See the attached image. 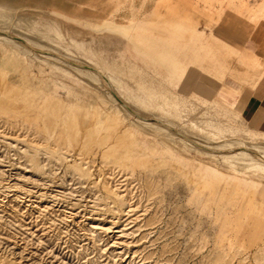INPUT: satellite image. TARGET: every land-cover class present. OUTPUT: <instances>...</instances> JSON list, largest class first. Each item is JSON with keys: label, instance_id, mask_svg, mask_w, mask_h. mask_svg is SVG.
Listing matches in <instances>:
<instances>
[{"label": "rangeland", "instance_id": "374dc122", "mask_svg": "<svg viewBox=\"0 0 264 264\" xmlns=\"http://www.w3.org/2000/svg\"><path fill=\"white\" fill-rule=\"evenodd\" d=\"M17 2L0 0V25ZM48 2L46 14L21 6L10 31L41 26L56 36L54 50L70 48L86 63L102 54L129 75L134 60L168 81L173 98L227 99L237 94H222L227 76L247 87L264 74V0ZM62 2L68 14L58 12ZM74 7L92 14V24L77 22L88 27L80 34ZM249 40L258 56L242 49ZM60 69L40 91L47 66L0 65V264H264V184L250 177L254 168L196 167L187 149L190 158L175 156L126 123H96L73 91L77 78ZM148 87L160 100L161 85Z\"/></svg>", "mask_w": 264, "mask_h": 264}, {"label": "bare ground", "instance_id": "6f19581e", "mask_svg": "<svg viewBox=\"0 0 264 264\" xmlns=\"http://www.w3.org/2000/svg\"><path fill=\"white\" fill-rule=\"evenodd\" d=\"M48 1L32 0L24 4L25 0H18L17 3H10L12 13L6 19V24L0 25V35L6 33L9 36L7 39L0 36L2 69L18 73L25 68L27 71L23 73H28L37 68L42 73L47 66L48 71L43 73V87L40 90L44 91L46 87L52 86L56 70L67 68L71 77L77 78L78 81L73 83V91L79 97L87 99L83 109L92 115L96 123L103 118L126 123L129 131L137 130L141 138L153 145L160 142L165 150L175 156L190 158L185 152L187 149L196 155V167L200 164L215 165L226 171L228 163L236 169L246 171L254 168V172H248L250 177L255 176L259 184H264V131L249 127L241 112L216 97L218 94L212 97L210 103L201 102L197 94L190 96L185 92L173 98L168 92L169 89L165 90L168 81L164 82L165 80L152 76L151 73L139 71L140 66L134 60L132 62L138 69L129 75L125 63L107 61L102 54L100 61L91 60L86 63L87 58L79 53L75 54L70 48L67 52H60L61 47L54 50L51 46L52 39L56 36L47 33L41 26L33 34L10 31L9 26L14 25L21 6H38L46 14L49 10ZM79 1L81 0H78V3ZM57 10L59 13L68 14L63 2L58 4ZM72 15L76 23L84 21V24H92V14H82L76 9ZM60 20L57 18L56 24ZM80 23H73L74 27H78L74 30L76 34L88 28ZM65 43L69 44V47L74 45ZM78 51L80 52L79 49ZM87 53L92 56V51ZM24 55L27 58H24ZM137 75L142 77L137 78ZM149 80L161 85L163 95H160V100L151 93H146V90L153 93L148 87ZM120 81L125 82L126 89L131 87L136 92H144L147 100L121 89ZM238 82L242 83L240 79Z\"/></svg>", "mask_w": 264, "mask_h": 264}, {"label": "crops", "instance_id": "0c3cea01", "mask_svg": "<svg viewBox=\"0 0 264 264\" xmlns=\"http://www.w3.org/2000/svg\"><path fill=\"white\" fill-rule=\"evenodd\" d=\"M242 49L257 55L256 52L258 49L256 48V44L250 42V40L242 46ZM260 62L264 66V54L260 58ZM225 86L226 88H224V92H222L223 95H225L224 93L227 92L228 88L237 90V94L230 92L227 99L220 95L216 97H220L223 101L237 108L233 104L235 101L240 110L237 109L241 112L242 118L248 122L249 127L264 131V74L257 84L251 83L247 87L244 85H237L227 76L225 78Z\"/></svg>", "mask_w": 264, "mask_h": 264}]
</instances>
